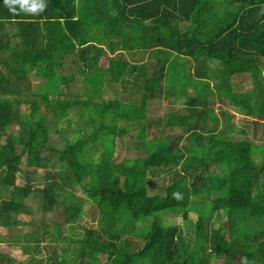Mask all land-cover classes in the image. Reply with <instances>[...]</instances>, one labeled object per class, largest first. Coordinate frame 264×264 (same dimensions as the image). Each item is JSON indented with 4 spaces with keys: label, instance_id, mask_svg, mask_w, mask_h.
Here are the masks:
<instances>
[{
    "label": "trees",
    "instance_id": "obj_1",
    "mask_svg": "<svg viewBox=\"0 0 264 264\" xmlns=\"http://www.w3.org/2000/svg\"><path fill=\"white\" fill-rule=\"evenodd\" d=\"M127 85L139 94L121 100ZM49 117L73 137L57 146ZM152 125L167 129L154 144L130 139ZM263 212L264 0H0V226H29L0 264H264Z\"/></svg>",
    "mask_w": 264,
    "mask_h": 264
},
{
    "label": "rangeland",
    "instance_id": "obj_2",
    "mask_svg": "<svg viewBox=\"0 0 264 264\" xmlns=\"http://www.w3.org/2000/svg\"><path fill=\"white\" fill-rule=\"evenodd\" d=\"M112 53H108L107 55H105L103 58H101V65L102 66H106L108 64V59L111 57ZM175 71V67H171L169 72H174ZM112 95V91L108 90L105 91L103 94V98H108L109 96ZM161 101V102H160ZM158 102V107H149L148 108V113L152 116H156V115H162L166 112V108L168 106H170V103L167 102V99L162 98V100H160ZM181 106H183V104L181 103ZM27 106L23 105L21 107V114H24V112H26ZM217 113L219 111V107L218 105H215V109H214ZM230 111H233L232 109ZM68 116L69 117H75L76 118V111L75 109H72L68 112ZM239 118H242L241 114H236L235 118H234V122L236 125L238 126H243V123H241L239 121ZM48 122V132H49V136L52 140L55 141V143H57V146H59V144L64 143L65 140L64 138H69V137H73V135L75 134L73 131H71V128L74 126V120L73 122H71L69 125L67 124V122L63 121V120H59L57 123L55 122V118L54 117H49L47 119ZM247 124H249L247 122ZM247 124L245 126H247ZM177 129V128H174ZM247 132H249L250 130H252L253 128L250 125V128H246ZM167 129L163 128V127H158V126H154L152 125L150 128L146 129V128H132L130 134V139L136 141L138 138H145V140H150L151 145L154 144V142L156 140H160V138H162V136H164V132H166ZM156 133L157 132V136L158 137H154L152 133ZM257 133L260 134V131H257ZM129 137H124L123 141L125 142V144H127L130 141ZM137 142H142V141H137ZM147 142V141H146ZM144 143V142H143ZM258 143V142H257ZM145 144V143H144ZM257 145V144H256ZM121 145H118V148H120ZM136 146V148H134ZM149 146V145H148ZM141 146H139L138 144H134V146H129V147H122V151L119 153V158H123V157H135L137 156V149H141ZM145 149V147H144ZM94 156L97 158L98 156V151H94ZM44 171L41 170L40 172L37 173V184L41 183V181L44 180L43 177V173ZM151 179V178H150ZM20 181L23 183V178L20 177ZM35 181V182H36ZM152 181H155L154 184H162L160 179L158 178H153ZM75 197L73 199V201L79 200L81 201L83 204H85V208H86V212H89L91 210V206L93 205V200H91V198L83 193L80 189L78 190H73ZM37 199V198H35ZM193 200H195L194 203H191L188 209V213L191 215V217L194 216L195 220H194V224H195V232L197 235L199 236H203L204 233V224H201V217L197 220L196 217L197 215H199V213L203 212L205 210V206L202 204V199L199 198H193ZM36 201L34 200V198L29 197L27 199V203L26 205L27 208H29V206H31L33 209H37L36 207ZM28 210V209H27ZM27 212V211H26ZM24 212V213H20V214H16V218L23 222V221H27L29 220V215ZM1 215V214H0ZM260 220L264 219V212L261 213L259 215ZM86 219V218H85ZM84 219V220H85ZM166 221L169 223H175V224H181L182 223V218H181V214L180 213H175V214H170L169 216L165 217ZM96 222H93L92 225H95ZM186 224V222L184 223V225ZM210 224V219H208V225ZM11 231L7 230L6 228H4V226H0V253L2 254H7L8 256H11L13 258H16V261L19 260L21 258V237L23 234L26 235V233L29 232V226L23 223H18L16 224L13 228L10 229ZM70 232V231H68ZM70 236H74L73 234H70ZM135 239L139 241V237L135 236ZM98 256V255H96ZM100 256V254H99ZM98 256V257H99ZM101 261H105V255H101L100 257Z\"/></svg>",
    "mask_w": 264,
    "mask_h": 264
},
{
    "label": "crops",
    "instance_id": "obj_3",
    "mask_svg": "<svg viewBox=\"0 0 264 264\" xmlns=\"http://www.w3.org/2000/svg\"><path fill=\"white\" fill-rule=\"evenodd\" d=\"M124 55H125V58L128 60V61H132L133 59L137 60L138 63L140 62H145L147 60V56H148V52L146 53H142V52H137L135 54L131 53V52H128V51H124ZM133 57V58H132ZM132 58V59H131ZM133 62V61H132ZM101 64V63H100ZM107 66V65H106ZM106 66H102V67H106ZM116 83H112L110 84V86H114ZM109 86V84L107 83H104V92L105 91H108V90H111L113 91V89ZM123 94L121 95V100H128L131 96H136L138 95V90L137 89H131V86L130 85H127L125 86L124 90H123ZM103 92V94H104ZM110 97V96H109ZM161 102V101H160ZM167 102L168 99H167ZM183 104V103H182ZM158 107V102L156 100H153V101H150L147 105V107ZM148 108L146 109L147 110V115L149 116H152L148 113Z\"/></svg>",
    "mask_w": 264,
    "mask_h": 264
}]
</instances>
